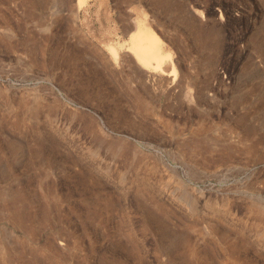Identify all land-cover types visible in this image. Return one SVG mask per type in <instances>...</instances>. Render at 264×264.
<instances>
[{"label":"rangeland","instance_id":"1","mask_svg":"<svg viewBox=\"0 0 264 264\" xmlns=\"http://www.w3.org/2000/svg\"><path fill=\"white\" fill-rule=\"evenodd\" d=\"M0 264H264V0H0Z\"/></svg>","mask_w":264,"mask_h":264},{"label":"bare ground","instance_id":"2","mask_svg":"<svg viewBox=\"0 0 264 264\" xmlns=\"http://www.w3.org/2000/svg\"><path fill=\"white\" fill-rule=\"evenodd\" d=\"M85 1L86 0H78V6L81 7L85 3ZM158 40L159 39L156 38L155 35L150 33V28L148 30L146 26L142 24L138 26L136 33L133 34L132 41V49L136 57L146 63H150L152 59L155 60V58H157L158 52ZM111 50L113 55L117 54L116 48L112 47ZM158 64L160 65V62Z\"/></svg>","mask_w":264,"mask_h":264}]
</instances>
